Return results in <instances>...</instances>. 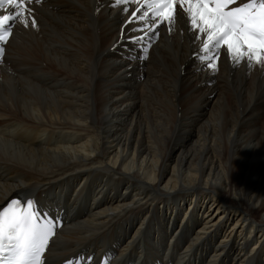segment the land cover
<instances>
[{
	"label": "bare ground",
	"instance_id": "obj_1",
	"mask_svg": "<svg viewBox=\"0 0 264 264\" xmlns=\"http://www.w3.org/2000/svg\"><path fill=\"white\" fill-rule=\"evenodd\" d=\"M112 4L42 0L37 28L16 25L0 64V206L21 193L58 207L46 264L112 244L117 263L264 264V67L222 51L209 70L182 15L130 43L142 33Z\"/></svg>",
	"mask_w": 264,
	"mask_h": 264
},
{
	"label": "snow or ice",
	"instance_id": "obj_2",
	"mask_svg": "<svg viewBox=\"0 0 264 264\" xmlns=\"http://www.w3.org/2000/svg\"><path fill=\"white\" fill-rule=\"evenodd\" d=\"M41 4L42 0H0V57L17 24L25 29L38 27L33 5ZM236 4L237 0H113L112 7L126 14L125 27L142 33L129 35L130 43H154L159 26L166 25L171 33L177 16L182 15L194 42H199L192 56L209 70L218 71L222 51L233 65L245 62L251 67L255 61L264 67V0ZM60 223L31 197L11 199L0 206V264H46V245ZM92 260V256L76 257L64 264H91Z\"/></svg>",
	"mask_w": 264,
	"mask_h": 264
},
{
	"label": "rangeland",
	"instance_id": "obj_3",
	"mask_svg": "<svg viewBox=\"0 0 264 264\" xmlns=\"http://www.w3.org/2000/svg\"><path fill=\"white\" fill-rule=\"evenodd\" d=\"M216 94H217V91H216V93L208 100V102H207V109H206V114L205 115H207L208 114V112H209V110H210V108L212 107V105H213V103H214V100H215V96H216ZM221 96V95H220ZM220 96H219V98H220ZM217 102V101H216ZM215 102V103H216ZM51 208H54V205L53 206H51Z\"/></svg>",
	"mask_w": 264,
	"mask_h": 264
}]
</instances>
